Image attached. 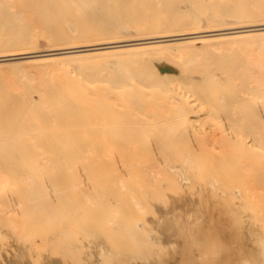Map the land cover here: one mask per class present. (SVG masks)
<instances>
[{"label":"bare ground","instance_id":"obj_1","mask_svg":"<svg viewBox=\"0 0 264 264\" xmlns=\"http://www.w3.org/2000/svg\"><path fill=\"white\" fill-rule=\"evenodd\" d=\"M253 1V7L226 4L230 10L211 2L212 9L224 7L213 13L203 12L201 0H0V87L9 89L0 88V264H67L70 259L74 264H264L263 219L241 185L231 188V175L245 177L249 170L264 190V167L252 159L257 148L264 150V102L254 106L239 100L232 93L236 84L230 85L238 76L246 83L242 91L264 98V0ZM225 43L258 54L246 65L242 59V67L233 71L225 70V61L218 67H226L224 81L209 71L211 59L202 64L209 67L205 76L194 77L193 70L201 72V66L192 68L200 64L196 60H209L203 49ZM176 46L186 51L172 52ZM53 62L59 65L50 67ZM173 62L181 64L179 75L163 69ZM150 63L164 64L159 66L165 72L156 76L138 66ZM11 66L21 69L19 79L38 73L36 78L46 82L44 91H36L39 99L32 86L11 91L13 72L4 73ZM54 76L63 78L64 86ZM172 76L187 91L200 85L197 91L213 116L202 136L192 125L195 106L187 94L179 99L176 116L160 119L159 126L133 117L152 104L144 94L137 96L140 86L165 91ZM151 129L161 132L146 133ZM107 131L117 134L107 141ZM196 138L234 148L208 150L203 147L210 144L192 145ZM126 158L140 159L134 166L145 177L153 170L172 174L182 189L173 196L161 184L162 193L151 190L146 201L130 199L138 213L128 216H136L121 215L128 203L115 205L120 216L113 196L98 198L97 184L90 180L108 173L120 182L130 174L117 171Z\"/></svg>","mask_w":264,"mask_h":264},{"label":"rangeland","instance_id":"obj_2","mask_svg":"<svg viewBox=\"0 0 264 264\" xmlns=\"http://www.w3.org/2000/svg\"><path fill=\"white\" fill-rule=\"evenodd\" d=\"M201 1H203V2H201L202 4V10H203V12H204V10H206L207 12L209 11V9H210V12L214 9L215 10V8L216 9H218V11L217 12H221V11H223L222 10V8L224 9V7L222 6V8H220V6L219 5H222V4H224V6L227 8V6H226V4H229V6H234V8L235 7H237V5L239 6V4L240 5H247L248 7H253V5H254V1L253 0H247L246 1V4L244 3L245 2V0H201ZM213 3V2H215L216 4H218L219 3V5H217L218 6V8L217 7H215V8H213L212 9V6H211V4L210 3ZM228 2V3H227ZM205 3V4H204ZM171 4V3H170ZM214 4V3H213ZM212 4V5H213ZM195 6V8H199V5L198 6H196V5H194ZM216 6V5H215ZM228 6V7H229ZM213 7H214V5H213ZM194 8V9H195ZM225 8V9H226ZM233 8V7H232ZM228 10H230L231 9V7H230V9L229 8H227ZM213 10V13H215L216 11H214ZM212 45H208V46H206L203 50H204V52H205V56H204V58L205 57H208L209 58V60L207 59L206 60V58L203 60L202 58H199V59H201V60H203V61H201V60H199V59H197L196 61H197V63H198V61L200 62V64H196V63H194L195 65V67L194 66H192L191 64H188V65H190L189 67H188V65H187V67L190 69V71H192L194 68L195 69H197V66L196 65H198V67H199V69H200V66H201V72L200 71H198V69L197 70H195V72H194V70H193V76L194 77H196V78H198V80H201V78H203L205 75V70H208V68L210 67V69H209V71L211 70L213 73V75L216 77V79L218 80V81H224L225 80V76H226V74H223L224 73V71H223V69H225L226 67V69L225 70H227V71H231L232 70V68L231 67H233V70H234V68H237L238 66H240V67H242V62H243V60H245V65H246V63L247 62H249V61H251V59L253 58V56H255V55H253V54H258L257 52L258 51H256V50H252V51H250V50H245L246 48H243L244 46L243 45H240V44H234V45H231V43H225V44H223V46H216V48H214V46H212ZM231 46H233V47H231ZM241 46V47H240ZM243 46V47H242ZM177 47H179V48H177ZM174 48V47H173ZM176 48V49H175ZM174 48V51H172V52H185L186 51V48L185 47H181V46H176ZM173 50V49H172ZM249 51V52H248ZM201 53H204L203 51H200ZM211 52V53H210ZM212 52H214V55H215V53H216V55L213 57V54H212ZM237 53V54H236ZM250 53V54H249ZM209 54H211V55H209ZM219 54V55H218ZM223 54V55H222ZM231 54V55H230ZM251 54L253 55L252 56V58H251ZM226 55V56H225ZM228 55V56H227ZM218 56V57H217ZM228 57H230V59L228 58ZM216 58V59H215ZM227 58V59H226ZM231 58L233 59L231 62H230V60H231ZM239 58L241 59V61L239 60ZM210 59L212 60V61H214L213 63H212V67L213 68H211V66H210V64H209V67L208 66H206L205 68H204V66L202 65V64H204V62H205V64L207 63L208 64V62H211L210 61ZM243 59V60H242ZM13 61V63H22V62H20V61H22V60H11L10 62H12ZM226 61V62H225ZM202 62V63H201ZM224 62L225 63H227L226 64V67L225 68H223V69H220L219 70V68L220 67H222L223 66V64H224ZM25 63H27V62H25ZM217 63V64H216ZM230 63V64H229ZM234 63V64H233ZM250 63V62H249ZM51 64V63H50ZM155 64V63H154ZM204 64V65H205ZM206 64V65H207ZM218 64H220L221 66H218ZM236 64V65H235ZM26 65V64H25ZM25 65H23V67L25 66ZM27 65L29 66V65H31V64H29V63H27ZM35 64H33V66H34ZM57 65H59L57 62H53L51 65H50V67H55V66H57ZM158 64H155V65H153V63H150V64H148V65H138V66H142V67H145V69L148 71V72H151V73H154V75H160V74H163L165 71L164 70H162V67L164 66V64H159V65H163V66H157ZM176 65V66H175ZM217 65V66H216ZM229 65V66H228ZM244 65V66H245ZM15 67L17 66V64L16 65H14ZM14 66H11L10 68H9V70H8V73H6V72H4V68H5V66H4V68H3V71L1 70V72H2V74H3V72L6 74V75H8L9 73H10V71H12L13 72V75L12 74H9L8 75V78L10 79L9 81V84H11L12 83V85L13 86H10L9 88L10 89H12L11 91L12 92H14V90L16 91L17 89L16 88H20L21 90H17V91H19V93L22 91V88H23V91L25 90L24 88H26L25 86H27V89H28V87L30 88L31 86H32V88H34V89H36V90H33L32 89V92H33V94H34V97H35V99H39V95H37V89H38V91H39V89L42 91L43 89H44V87L45 86H43L46 82H42V79H41V77L39 78V79H41V80H38L36 77H38L39 76V74L38 73H36V72H34V73H36V77H35V75H33V74H31L30 76H31V79L29 80V79H27V78H23V79H19V74H18V72H20V70L19 69H16V68H20L19 66H17L16 68L14 67ZM21 66V65H20ZM32 66V65H31ZM183 66V65H182ZM191 66H192V68L193 69H191ZM236 66V67H235ZM26 67V66H25ZM24 67V68H25ZM141 67V68H142ZM181 67V64H178V63H170V64H165V66L163 67V69H167L166 71H173V72H175L177 75H179V72H180V70L182 69H179ZM186 67V68H187ZM203 67V68H202ZM208 67V68H207ZM219 67V68H218ZM13 68V69H12ZM22 68V67H21ZM24 68H22V69H24ZM28 68V67H27ZM26 68V69H27ZM187 68V69H188ZM229 68H231V69H229ZM160 69V70H159ZM217 69V70H216ZM15 70V71H14ZM17 70H19V71H17ZM183 70V69H182ZM181 70V73L183 72ZM232 70V71H233ZM6 71V70H5ZM161 71V72H160ZM164 71V72H163ZM220 71V72H219ZM15 72V73H14ZM16 72H17V74H16ZM178 72V73H177ZM184 72H186V71H184ZM196 72H198V73H196ZM180 73V74H181ZM201 73H202V75H201ZM2 74H1V76H2ZM20 74H21V72H20ZM207 74V73H206ZM38 75V76H37ZM225 75V76H224ZM12 76L14 77V81L13 80H11L12 79ZM30 76H28L29 78H30ZM43 76V75H42ZM56 76V75H55ZM54 76V77H55ZM7 77V76H6ZM6 77H4V76H2V78H4L5 79V82H8V81H6V80H8V78L6 79ZM33 77V78H32ZM43 78V77H42ZM38 81H40L41 83H43L41 86H40V82H37V80ZM54 79H60L59 78V76L58 77H55ZM54 79H50V81H52V80H54ZM3 80V79H2ZM1 80V81H2ZM31 81V82H29V81ZM45 79H43V81H44ZM56 80V81H57ZM240 80H242V78L240 79V77L238 78V76L234 79V81L235 82H232L233 84H230V85H237V87H236V85H235V87L237 88V89H235V87H233L234 88V90H232V93H233V95L234 96H238V98H239V100H243V101H245V102H247L248 101V103L250 104V105H256V106H258V104L261 102V101H263L264 102V98H260L259 96V93L258 94H256L257 92H255V94L253 93V92H251L250 90H249V93H251V94H249L248 93V90H247V88H246V90H247V93H246V91L244 92V91H242V89L244 90L245 88V84L246 83H244V80H242V83H238V82H240ZM26 81V83H30V85H26V83H25V85L23 84V82H25ZM59 81H61V83L63 82L64 83V81H63V78H61ZM3 82V81H2ZM4 82V83H5ZM38 83V85L36 86L35 84H37ZM53 82H55V81H53ZM58 82V81H57ZM14 83V84H13ZM19 83H21V85L19 84ZM35 83V84H34ZM56 83V82H55ZM58 83H60V82H58ZM58 84L59 86L61 85V86H64V84L62 83V84ZM166 83L168 84V88H169V90H168V88H167V90H165V91H163V90H161L159 87H157V86H154V87H146V86H140V88L142 89L141 91V93H139V95H138V93H137V96L138 97H141V95H143L144 94V96H142V98H144V99H146L147 98V100L149 99L150 101H152V104H150L151 106H149V107H147L146 109H143V110H137V113H135L134 115L135 116H133L134 118L136 117V119H138V121H139V119H141V120H144V121H146L147 123H145V124H147L148 126H150V124L152 125V124H155L154 126L156 127V126H159L160 124L158 123L159 121H160V119H170L171 117H174V116H176V113L178 112V106H179V102H180V98L182 99L183 97H184V95H186L187 94V96L189 97V99L190 100H192L194 103V112L193 113H191V116H192V121H193V123H192V125H194L195 126V128L196 129H198L196 132H198V134L197 135H200V136H202V132H203V130H202V128H205V127H207V126H209V121L211 120V118H213V116L209 113V109L207 108V106L209 107V103H208V101L204 98H202V96L200 95V93L197 91V89L199 88V86L197 87V86H195V87H197L196 88V92L195 91H187V87L184 85V84H182L181 82H179L176 78H175V76L173 77H171V80L169 79H167L166 80ZM231 83V82H230ZM201 84V83H200ZM239 84V85H238ZM242 84H244V85H241ZM18 85H20L19 87H17ZM24 85V86H23ZM1 86H2V88H1V90L2 89H4L3 90V92L5 91V90H7L8 88H6L5 89V87L7 86H5L4 84L2 85V83H1ZM4 86V87H3ZM21 86H22V88H21ZM38 86H40V87H38ZM60 86V87H61ZM240 86L241 87H243V88H240ZM8 87V86H7ZM43 88V89H42ZM223 87H221V89H222ZM31 89V88H30ZM224 89V88H223ZM0 90V91H1ZM159 90V91H158ZM8 91H9V89H8ZM16 91V92H17ZM44 91V90H43ZM140 91V90H139ZM137 92V91H136ZM15 93V92H14ZM252 93H253V95H252ZM141 94V95H140ZM257 96V95H259L258 97H259V99H258V97H255V96ZM248 98H247V97ZM171 97V98H170ZM244 98V99H246V100H244V99H242V98ZM261 97H263V96H261ZM252 98H254V99H252ZM256 99V100H255ZM258 99V100H257ZM122 101H123V99H122ZM121 101V103H123ZM125 102H126V100H124ZM150 101H149V103H150ZM242 101V102H243ZM254 101L255 102H259V103H256V104H254ZM127 102H128V100H127ZM126 102V103H127ZM262 102V103H263ZM247 103V104H248ZM124 104V103H123ZM124 107V106H123ZM158 108V109H157ZM209 108H211V107H209ZM205 109H207V110H205ZM263 109V108H262ZM154 112V113H153ZM157 113V114H156ZM221 113V112H220ZM220 113H215L217 116L218 115H220ZM263 113H264V110H263ZM137 114V115H136ZM148 114V115H147ZM156 116H155V115ZM154 115V116H153ZM170 115H172V116H170ZM211 115V116H210ZM162 117V118H161ZM147 118H148V120H147ZM154 118V119H153ZM220 120H221V123H223V124H227V120H225L226 119V117L225 116H221L220 118H219ZM164 121H166V120H164ZM167 122V121H166ZM165 122V123H166ZM162 123V125L164 124V122L162 121L161 122ZM137 124V123H136ZM200 124V125H199ZM168 124H166L165 126H167ZM154 126H152V127H150V128H153ZM203 126V127H202ZM155 127L153 128V129H155ZM149 128V129H150ZM100 131V130H99ZM101 131H103V130H101ZM158 132L160 133L161 131H156V130H150V131H147L146 133H148V134H150V135H154V134H158ZM236 132V131H235ZM102 133V132H101ZM108 133V134H107ZM103 134H106L107 135V141H109V139L108 138H113V136L115 135V134H117L116 132H114V131H107V132H103ZM197 137H199V136H197ZM247 138V137H246ZM196 140H198L197 142H195V143H193L192 145H199V146H201V148L203 147V145H209V147H207V146H204L203 148H205L206 147V149H210V150H212V149H214V147L216 146L217 147V151L218 152H220L221 151V149H222V151L223 150H226L227 149V151L231 148V150L234 148V145L233 146H231V145H228V146H231L230 148L227 146V145H225L224 144V146L222 147V145L223 144H221V143H211L209 140H208V142H207V140H206V143H209V144H205V142H204V144H203V142L201 141V139L199 140L198 138H196ZM151 141H153L152 143H154V144H157L158 142H157V140L156 139H153V140H151ZM201 141V142H200ZM220 146H219V145ZM213 145H215V146H213ZM236 145V144H235ZM96 146V145H95ZM107 146V145H106ZM109 146H110V144H109ZM215 147V148H216ZM250 147L251 146H249L248 148H249V152L251 153L252 151H250ZM107 148V147H106ZM105 148V149H106ZM221 148V149H220ZM224 148H226V149H224ZM96 149H98V147L96 148ZM220 149V150H219ZM252 149V148H251ZM259 148H257L256 149V151L254 152V153H256V155L258 156L257 158H259V160L256 158V156L253 158L252 156V159H254L255 160V165L256 164H258V166H263L264 167V154H262V152L264 153V150L262 149V151H261V149H260V151L258 150ZM116 153V154H115ZM113 155L115 156L116 155V157L117 156H119L120 154V152H115ZM253 152H252V154H254ZM251 154V155H252ZM262 155V156H261ZM154 157H158V153H155V156ZM153 157V158H154ZM95 158V157H94ZM156 158H154V159H156ZM260 158H261V160H260ZM130 158H126L124 161H123V163H121L120 161L117 163L118 164V166H117V171H120L121 173H120V175L122 174V173H127V172H130V174L128 175V176H125V177H123V180H120V182H119V180H118V182H114V181H116V180H113V179H111V178H109V174H108V176H106L107 174H105L104 176H102L101 178L103 179V180H106V178L105 177H108L109 178V180H107V181H104L105 183L103 184L101 181H103L99 176H97V179H99L100 178V181H98L96 178V180H97V182L94 180V178L92 177V176H88V177H90V179L91 178H93V179H91L90 180V182L92 181V182H95L97 185H95V183H93L95 186H96V188H95V195L96 196H98V198H100V199H106V196H107V194L108 195H110L111 194V196H110V198L113 196V198H112V205L114 206V208H115V210H116V213H118V208L119 207H117V209H116V207H115V205L116 206H118V203H120L122 206H124L123 204H125V203H128V205H126L125 204V206H128L129 208H127L128 210H125L126 209V207L124 208V207H122V209H123V211H122V209L121 210H119L120 211V213H121V215H123V216H125L124 214H126V216L125 217H131V216H136V215H134L133 213H135V212H137V211H135V210H132L133 208L132 207H130L131 205L129 204L130 202L131 203H133L134 204V202L133 201H138L141 197H142V199L144 198L145 199V201H146V197L145 196H147L148 194H150V191L152 190V192L154 191H156V192H158V191H160V193H162V189H161V187H162V185L161 184H167V186L169 187H167L166 186V192L167 193H172L173 194V196L174 195H176V193L179 191V190H181L180 189V187H179V185H178V183H177V179H175L174 177H173V175L172 174H169V173H164V171L162 172V173H160L159 175H158V173L155 171V170H153V171H151L150 173H152V175H150V176H146L147 177V179H146V177H145V171H142L140 168H136L135 166H138V164L137 163H139L140 164V159L138 160L137 158H135V159H137V160H135L134 162H132L131 160H129ZM120 160H123V159H120ZM143 160V159H142ZM145 160V159H144ZM256 160H258V162H256ZM45 161V160H44ZM94 161V163L95 162H97L95 165H100L101 164V162L98 160V159H94L93 160ZM131 161V162H130ZM263 161V162H262ZM135 163V164H134ZM143 164H150V161H143L142 162ZM231 163H232V160H231ZM249 163V162H248ZM40 164H41V166L42 167H44L45 168V165L42 163V160H41V162H40ZM117 164H115V165H117ZM128 164V165H127ZM130 164V165H129ZM123 165V166H122ZM135 165V166H134ZM121 166H122V168H121ZM167 166H168V164H167ZM118 167H120V168H118ZM124 167V168H123ZM246 167V166H245ZM244 167V168H245ZM244 168H241V169H244ZM123 170H125V172L123 171ZM123 171V172H122ZM243 171V170H242ZM119 173V172H118ZM246 174L244 175L245 177H239V176H234V175H231V188H235V187H237V186H239V185H241V189L244 191V196L246 197V196H248V197H246L251 203L250 204H252V206L256 209V211L258 212V214H260V216L262 217V219H263V222H264V190L263 189H260V188H258L257 186V184L254 182V178H253V172H251V171H247L246 170V172H245ZM157 174V175H156ZM189 174V173H188ZM154 175H155V177H154ZM166 175V176H165ZM172 175V176H171ZM186 175V174H185ZM95 176V175H94ZM143 176V177H142ZM159 176V177H158ZM163 176V177H162ZM189 176V175H188ZM187 176V177H188ZM154 178H156V179H154ZM186 177H184V179H185ZM242 178V179H241ZM113 180V181H111V180ZM122 179V178H121ZM133 179V180H132ZM241 179V180H240ZM247 179V180H246ZM94 180V181H93ZM147 180V181H146ZM158 180V181H157ZM166 181V182H165ZM240 181V182H239ZM89 182V183H90ZM91 182V183H92ZM102 184H101V183ZM109 182H111V183H109ZM157 182V184H155ZM117 183V184H116ZM137 183V184H136ZM139 183V184H138ZM144 183H145V185H146V187H144L145 185H144ZM146 183H148V184H146ZM244 183V184H243ZM127 184H128V186L130 187H126L127 186ZM149 184H151V185H149ZM144 185V186H143ZM147 185H149V186H147ZM153 185H155V186H153ZM254 185H255V187H254ZM98 186V187H97ZM133 186H135V187H133ZM139 186H142V189H143V191H140L141 189V187H139ZM152 186V187H151ZM176 186V187H175ZM243 186V187H242ZM147 187H149V192L147 193L146 191H148L147 190ZM245 187V188H244ZM253 187V188H252ZM127 189V191H126V189ZM138 188V189H137ZM146 188V189H145ZM151 188V189H150ZM154 188V189H153ZM246 189V190H244V189ZM124 189H125V192H124ZM133 191H132V190ZM139 190V191H138ZM129 191V192H128ZM130 191L132 192V193H130ZM145 191V192H144ZM256 191V192H255ZM155 192V193H156ZM164 192V191H163ZM247 192V193H246ZM137 193V194H136ZM142 193V194H141ZM129 194H131V196L129 195ZM133 194L135 195L134 197H135V200H133ZM142 196H141V195ZM146 194V195H145ZM157 194V193H156ZM171 194V195H172ZM250 194V195H249ZM256 194V195H255ZM253 196V197H252ZM108 197V196H107ZM118 197H120V198H122V200L121 201H118V202H116V201H114L113 199H119ZM137 197V198H136ZM250 197H251V199H250ZM127 198H129V200L127 199ZM125 199H126V201H125ZM130 199H131V201H130ZM139 200V201H142L143 202V200ZM93 201H94V199H93ZM93 201H91L90 203H92ZM130 201V202H129ZM136 201V202H137ZM144 201V202H145ZM124 202V203H123ZM94 203V202H93ZM93 205H95V206H93ZM93 206V208H96V203H94V204H91V207ZM120 209V208H119ZM130 209V210H129ZM126 211V212H125ZM130 212H133V213H131V215L130 216H128V214H130ZM93 213H95L94 211H93ZM120 213H118L119 215H120ZM138 213V212H137ZM136 213V214H137ZM120 215V216H121ZM175 240H176V237H175ZM179 241H181V240H177V243H181V242H179ZM56 255V256H55ZM54 257H57V254H54L53 255ZM60 258V259H59ZM57 259L58 260H60L61 262L63 261V263H64V260L58 255V257H57ZM69 260V259H68ZM67 260V261H68ZM72 259H70L68 262H66L67 264H70L69 262L71 261ZM74 261V260H73ZM73 261H71V262H73ZM73 264H74V262H73Z\"/></svg>","mask_w":264,"mask_h":264}]
</instances>
